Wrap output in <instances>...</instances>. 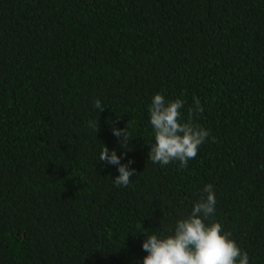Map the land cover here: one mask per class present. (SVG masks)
<instances>
[{
	"label": "trees",
	"instance_id": "1",
	"mask_svg": "<svg viewBox=\"0 0 264 264\" xmlns=\"http://www.w3.org/2000/svg\"><path fill=\"white\" fill-rule=\"evenodd\" d=\"M157 93L202 105L185 168L148 159ZM206 184V223L264 264V0H0V264H143Z\"/></svg>",
	"mask_w": 264,
	"mask_h": 264
},
{
	"label": "clouds",
	"instance_id": "2",
	"mask_svg": "<svg viewBox=\"0 0 264 264\" xmlns=\"http://www.w3.org/2000/svg\"><path fill=\"white\" fill-rule=\"evenodd\" d=\"M94 107L98 113L104 110L99 100ZM184 108L182 99L166 100L162 94H155L149 108V120L154 132V143L150 146L148 159L156 164L168 165L179 161L181 168L197 156L199 147L210 133L194 122V118L203 111L199 99L188 108V118L181 119ZM89 126L98 131V118L90 121ZM112 133L121 138L123 147L130 140L125 128H113ZM214 139V138H212ZM98 160L116 165L119 175L114 178L116 186L127 187L135 170L120 162L115 150L109 152L102 145ZM206 197L197 201L190 214L176 220L174 228L167 229L169 234L147 235L142 249L147 253L143 264H249L247 252L241 250L231 239V232L223 231L218 222L206 223L216 211L214 186L206 184L203 188Z\"/></svg>",
	"mask_w": 264,
	"mask_h": 264
}]
</instances>
